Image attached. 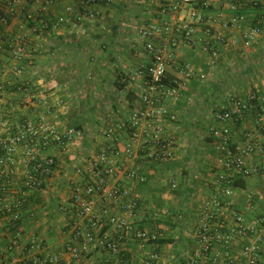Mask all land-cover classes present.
Instances as JSON below:
<instances>
[{
    "label": "crops",
    "instance_id": "obj_1",
    "mask_svg": "<svg viewBox=\"0 0 264 264\" xmlns=\"http://www.w3.org/2000/svg\"><path fill=\"white\" fill-rule=\"evenodd\" d=\"M175 1L180 0H94L85 7L82 0H0V15L9 19L0 30V140L12 136L27 122L77 132L68 143L36 149L38 162L55 160L38 190L24 188L32 164L25 161L27 143L19 145L7 165L9 182L0 206L24 200L20 227L42 239L49 253L61 254L62 264H72L66 247L81 242L75 238L76 230L92 232L87 220L74 221L69 211L71 182L85 181L76 169L85 170L83 159L112 146L118 153L114 155L118 170L114 176L102 170L99 177L108 188L131 189L132 198L139 203L136 215L129 217L122 208L127 199L105 203L96 196L95 215L99 219L102 208L109 206L115 217H123L135 229L158 238L143 245L128 233L120 255L91 251L82 254L81 264H183L197 245L206 205L220 212L213 201L221 190L222 152L212 131L222 126L216 113L229 108L232 97L244 99L251 93L264 97V0H214L204 11L211 17L222 15L228 25L219 30L226 42L218 46V57L202 49L205 41H217L213 30L211 36L205 34L208 25L196 26L190 40L181 34L172 35L177 46L172 47L174 62L167 69L168 75L182 79L179 69L190 65L206 78L194 77L177 101L161 98L174 116L164 126L173 140V157L163 162L148 160L140 144L133 143L135 156L128 158L124 150L130 143L127 126L131 110L144 107L137 95L142 78L123 85L120 75L149 64L138 36L139 27L165 20L180 23L179 13L161 12L162 6ZM68 6L73 14L85 8L92 10L94 21L85 20L77 27H53ZM242 13L245 22L234 26L233 18ZM255 25L262 32L246 46L244 33ZM20 41L24 49L17 56ZM111 121L116 134L107 139L105 132ZM254 123V110H247L241 123L231 126L233 146L253 133ZM247 164L253 173L244 178L246 187H234L231 198L222 197L221 213L230 226L232 213L244 215L246 223L262 220L259 261L264 262V170L259 169L264 162L254 155ZM132 171L144 176L145 181L129 180ZM99 177L87 181L97 184ZM172 182L177 185L175 189ZM5 226L0 220V239L5 237ZM117 232L109 219L102 220L101 234ZM153 254L159 255L157 261L151 260Z\"/></svg>",
    "mask_w": 264,
    "mask_h": 264
},
{
    "label": "built area",
    "instance_id": "obj_2",
    "mask_svg": "<svg viewBox=\"0 0 264 264\" xmlns=\"http://www.w3.org/2000/svg\"><path fill=\"white\" fill-rule=\"evenodd\" d=\"M93 1L82 0V4L87 7ZM213 2L214 0L175 1L171 5L162 6L161 12L164 14L168 12L179 13V24L176 25L172 21L165 20L161 24L152 23L138 28V36L144 43V48L150 59L149 64L142 69L120 75L119 81L123 85H131L140 77L142 78V83L138 85L137 95L144 105L141 109L131 110L130 124L127 126L130 143L125 146L124 150L126 157L133 158L135 156L132 148L133 143L140 144L141 152L146 155L148 160L163 162L173 157V140L169 137L164 126L165 122L173 120L174 116L162 104L161 98L177 101L183 96L194 77L198 76L203 80L206 76L197 72L190 65H182L179 69L183 75L182 79L172 78L168 75L167 69L174 62L172 47L177 46L172 35L181 34L184 39L190 40L195 33L196 26L208 25L205 34L208 36L215 34L217 41L215 43L209 40L205 41L202 44V49L213 57H218V46L226 42L219 30L221 26L228 27V25L222 21V15L211 17L204 13ZM88 19L92 21L95 19L92 10L85 8L78 14H73V8L68 6L65 9V15L58 17L53 27L64 24L77 27ZM232 22L236 26L245 22V19L243 16H236ZM8 23V16L0 15V30ZM261 32L262 29L259 25L246 30L243 36L244 45H252ZM23 49L20 41L15 54L20 55ZM231 102L232 105L229 108L216 113V118L222 126L212 131L213 135L219 139L218 149L222 152L219 160L223 169V173L219 177L221 190L219 189V193L213 201L220 212L216 213L212 210L211 205H206L198 232L197 245L183 264H206L208 261H212V264L259 263L263 241L262 220L246 223L244 215L232 213L233 223L230 226L227 220L222 217L221 208L223 204L221 200L222 197L231 198L234 194L233 183L236 175H241L243 178L252 175L253 169L247 164L249 157L257 155L264 162V97L260 99L255 93H251L244 99L234 96ZM247 110H254L255 112L253 133L248 134L243 142L233 146L232 136L235 133L231 126L237 127ZM115 132L116 126L111 121L106 129L105 137L107 139L115 138ZM76 135L75 129L63 132L48 125L27 122L21 124L18 132L12 136L1 139L0 203L5 202L3 192L6 183L9 182L7 165L11 162V154L19 145L24 142L27 143L25 161L32 164L24 188L27 191L38 190L43 187L44 176L50 173V167L55 165V160L49 158L44 163L38 162L36 149H46L53 145L68 143ZM113 148L114 146L103 149L86 158V160L83 159L87 163V167L85 170L78 167L76 173L85 181L71 182L69 211L72 219L74 221L87 220L88 226L92 230L91 233L81 229L76 230L75 238L80 239L81 242L66 247V251L71 255L72 264H81L82 254L91 251L120 255L121 247L128 233H131L134 239L143 245L158 238L157 235L146 230L135 229L123 217H115L111 214L109 206L102 208L99 219L98 215H95L96 196L105 203L111 201L121 203L122 199H127L122 205L123 212L129 217L136 215L139 202L136 198H132L131 189L124 187L108 188L105 181L99 177L102 170L111 176H114L118 170L114 159V155L118 153ZM259 169L264 170V164ZM94 176L100 178L97 184L87 181L89 177ZM128 179L145 181L144 176H138L134 171L128 174ZM176 187V183L172 182V189ZM25 193L23 192V195ZM23 203L24 200H18L0 206V220L6 223V232L3 234L5 237L0 239V264H62L61 254L49 253L42 239L27 233L20 227ZM105 218L117 227V233H100L102 220ZM238 245H240L239 250H235ZM158 259L159 255L157 254L151 256L153 261ZM120 264L127 263L120 261Z\"/></svg>",
    "mask_w": 264,
    "mask_h": 264
},
{
    "label": "trees",
    "instance_id": "obj_3",
    "mask_svg": "<svg viewBox=\"0 0 264 264\" xmlns=\"http://www.w3.org/2000/svg\"><path fill=\"white\" fill-rule=\"evenodd\" d=\"M258 5H260V4L258 3L257 6ZM239 15L244 16L243 13L239 14ZM255 22H258V20H255ZM255 26H257V25H255ZM233 185H234V187H239V188H242V189L246 187L244 178L241 175H236Z\"/></svg>",
    "mask_w": 264,
    "mask_h": 264
},
{
    "label": "rangeland",
    "instance_id": "obj_4",
    "mask_svg": "<svg viewBox=\"0 0 264 264\" xmlns=\"http://www.w3.org/2000/svg\"><path fill=\"white\" fill-rule=\"evenodd\" d=\"M258 264H264V262H261V261H259V263Z\"/></svg>",
    "mask_w": 264,
    "mask_h": 264
}]
</instances>
